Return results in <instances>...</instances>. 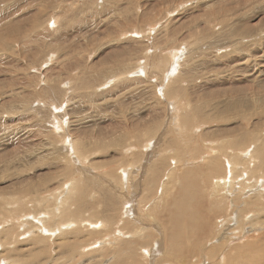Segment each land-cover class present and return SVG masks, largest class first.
Masks as SVG:
<instances>
[{
	"label": "rangeland",
	"instance_id": "374dc122",
	"mask_svg": "<svg viewBox=\"0 0 264 264\" xmlns=\"http://www.w3.org/2000/svg\"><path fill=\"white\" fill-rule=\"evenodd\" d=\"M262 145L264 0H0V264L41 249L28 261L101 263L98 252L59 253L66 233L90 232L87 219L58 220L79 188L101 219L143 226L149 245L135 244L133 264L264 258V153L248 174L238 164L231 174L228 158L210 174L202 161L213 146L211 158L229 147L247 159ZM22 196L18 213L6 201ZM33 229L46 241L32 243Z\"/></svg>",
	"mask_w": 264,
	"mask_h": 264
},
{
	"label": "bare ground",
	"instance_id": "6f19581e",
	"mask_svg": "<svg viewBox=\"0 0 264 264\" xmlns=\"http://www.w3.org/2000/svg\"><path fill=\"white\" fill-rule=\"evenodd\" d=\"M179 107H180V104H179ZM189 116V115H188ZM192 123V122H191ZM191 125V124H190ZM191 127V126H190ZM193 129V128H192ZM197 131V130H196ZM178 135H179V137H183V135H182V131H179L178 132ZM245 135V134H244ZM240 137V136H239ZM226 141V140H225ZM253 142V141H252ZM251 142V143H252ZM229 143H231V141H229L228 142V144ZM213 145V144H212ZM216 145V144H215ZM229 145H231V144H229ZM234 145H238L237 143L236 144H234ZM72 146L74 147V150H75V152H76V155H77V158L79 159V160H82V159H84L85 157H86V155L85 154H83L79 149H78V145L76 144V142L75 141H73L72 142ZM138 146V145H137ZM263 147H264V145H262ZM214 148H212V147H210V148H207L206 149V151H209L210 152V157L209 158H207V160H205L206 159V157L204 156L203 157V160L202 161H207V163H208V161H210V163H212V161L211 160H213V165L212 164H207L206 163V165H212V169H211V172H210V174H213V173H215V171H216V168L218 167V168H222L221 166V163H220V161H221V159L222 158H226L225 160H227V158H228V160H229V164L228 165H230V167H232V169H231V171H230V173L232 174L235 170H238L237 168V166L239 165V166H241L242 167V169H244L245 170V173H249L250 171H251V169L249 170L248 169V166H247V163H248V161H252V162H256L257 161V159H258V155H261V154H263L264 152H263V149H262V147L260 146V147H258V148H256V147H254V146H252L251 147V153H250V155L248 156V158L247 159H243L242 158V156H245L244 155V153L247 151L246 149H240V150H235V149H233V148H226V149H220L221 151H220V153H218L217 155H215V156H217V157H215V156H212V157H215V158H211V152H214V150H215V148L217 147V146H213ZM249 147V146H248ZM246 148V147H245ZM131 150V149H130ZM235 150V151H234ZM250 150V149H249ZM128 151V150H127ZM129 152V151H128ZM216 152H214V154H215ZM247 153V152H246ZM227 155V156H226ZM264 161V160H263ZM204 163V162H203ZM238 164V165H237ZM262 165V164H261ZM224 166V165H223ZM264 166V165H263ZM199 167V166H198ZM208 167V166H207ZM225 169V168H224ZM210 170V169H209ZM171 171V170H170ZM256 171H258L259 172V170H256ZM252 173H254L255 172V170H252L251 171ZM261 172H263L262 174L264 175V171H261ZM260 173V172H259ZM75 178V177H74ZM256 179H257V177H256ZM76 180V179H75ZM236 180V178H233L231 181H235ZM255 183L257 182V180H253ZM76 182V181H75ZM78 184H79V182H78ZM82 185V184H81ZM71 186V185H70ZM72 187V186H71ZM70 187V188H71ZM128 187V186H127ZM254 187V186H253ZM252 187V188H253ZM73 189V188H72ZM165 189V188H164ZM82 190V188H79V189H77V191L76 192H74V193H72V191L70 192L69 190H67V192L69 191L71 194H66L61 200H60V205H61V207H62V209H61V212H60V215H59V217H58V220L60 221V222H65L66 220V222L65 223H71V224H74V225H79V223L81 222V221H84V219H87V221L85 222L86 224H87V229L90 231V232H88V233H85V234H83L82 236H76L75 234H77V231L78 232H80V230H78V227L77 228H75V229H73L74 231H70V233H66V235H68V234H74V235H72V240H69V241H67V242H63V243H61L59 246H58V248L59 249H61L62 251L61 252H59L60 253V255H65L66 257H67V255L69 254V253H71V252H73L74 251V248H76V249H79V248H81L80 249V253H82L83 251V253L82 254H85V255H87V254H90V253H96V252H98V254H100V256L98 257L100 260H102L101 261V263H99V264H102V263H105V262H107L108 261V264H133L132 262H134L133 260H134V257L136 256L137 257V252H139V251H137V250H134V246H135V244H137V245H139V247H138V249L139 248H141L142 249V247H148L147 245H149L148 243H146V242H148L149 240H148V237L147 236H145V235H143V234H141V232H142V230H141V228L143 227L142 225H140V226H142L141 228H140V226H139V224L137 225V227H135L133 230H132V226H130V225H134V223L131 221V220H129V218L128 217H126V215H122L121 213H119V215H118V213H116V215H115V218L114 217H112V216H108V217H105V218H103V219H101L102 217L101 216H97V210L95 209V207L96 208H99V204H97V203H95V201H87V198H86V196L88 195V196H91V192H89V190H88V192H89V194L88 193H86L87 192V190H85L86 192H83L82 194H79L80 192H82L81 191ZM243 189H241V191H242ZM261 190V189H260ZM164 191V190H163ZM240 191V192H241ZM264 191V190H263ZM97 193V192H96ZM164 193V192H163ZM42 194V193H41ZM47 194V193H46ZM79 194V195H78ZM85 194H87L86 196H85ZM95 194V193H94ZM146 194V193H145ZM262 194H263V192H262ZM51 195V194H50ZM58 194H56V195H54L55 197L57 196ZM70 195V196H69ZM93 195V194H92ZM140 195V194H139ZM142 195H143V192H142ZM261 196V193L259 194V193H257L256 192V195H254V197H251V198H249V201H244L242 204L244 205V207H248L249 208V206H250V202L252 201L251 199H254V201H252L251 203H255V202H257L258 200H260L261 201V199H260V196ZM39 196V195H38ZM168 196V195H167ZM26 196H22V197H18V198H15V199H10V200H8V201H6V203L8 204V205H10V207L12 208V210H17L18 211V213L19 212H23L24 210H25V206L27 205V201L25 200V199H27V198H25ZM94 197V196H93ZM96 197V196H95ZM94 197V198H95ZM125 197V196H124ZM141 197V196H140ZM140 197H138V198H140ZM144 197V196H143ZM57 198V197H56ZM86 198V199H85ZM90 198V200H91V198H92V196L91 197H89ZM98 198V197H97ZM120 198V197H119ZM142 198V197H141ZM145 198H147V197H144V199ZM238 198V197H237ZM43 199V198H42ZM54 199V198H53ZM93 199V198H92ZM143 199V198H142ZM142 199L140 200V202H143L144 203V201H142ZM154 199V198H153ZM158 199V198H157ZM239 199V198H238ZM238 199H236V200H238ZM35 199L32 197V201H34ZM56 200V199H55ZM54 200V201H55ZM127 200V199H126ZM147 200V199H146ZM264 199H262V202H264L263 201ZM30 201H31V199H30ZM85 201V204H82V202H84ZM157 201V200H156ZM14 202H17V207H16V209L14 208V207H12L13 205H12V203H14ZM56 202V201H55ZM97 202V201H96ZM99 202V201H98ZM137 202V201H136ZM146 202V201H145ZM120 203V202H119ZM122 203V202H121ZM138 203V202H137ZM142 203V204H143ZM163 203V202H162ZM82 204V205H81ZM123 204V203H122ZM139 204H141V203H139ZM121 205V204H120ZM226 205V204H225ZM144 206V205H143ZM145 206H147V205H145ZM144 206V207H145ZM153 206H156V207H159L160 208V202H159V199H158V202H156ZM123 208H124V206H123ZM93 209H95L96 211H94V213L96 214H94L93 212L91 213V212H89V211H92ZM137 209H139V208H137ZM157 209V208H156ZM131 210V209H130ZM159 210V209H158ZM157 210V211H158ZM251 210V209H250ZM151 211V208H149V210L146 212V213H143L142 212V209H141V213H139V214H142L143 213V215H144V218L145 219H150L151 217H150V213L149 214H147L148 212H150ZM245 210H243V211H241L240 212V214H242V212H244ZM254 210H252V211H248V212H246V213H244V214H250V213H252ZM87 212H89V214H90V216L88 217V218H83L82 216L84 215V213H87ZM137 212H139V211H137ZM100 214V213H99ZM97 216V217H99V222H96V221H94V220H96L95 219V217ZM141 217H142V215H140ZM101 217V218H100ZM124 217V218H123ZM238 218H239V215H238ZM241 218H246V215H242L241 216ZM19 218H18V215L16 216V218H14L13 220H11V221H9L11 224H14L17 220H18ZM138 221V220H137ZM0 222H2V221H0ZM136 222V221H135ZM177 222H179V221H177ZM90 223H95L94 225L93 224H90ZM71 224H68V225H71ZM143 224V223H142ZM130 226V228H131V230H129V231H127V232H124L123 233V231H124V229H125V227L126 226ZM146 225V224H145ZM4 226V225H3ZM135 226V225H134ZM129 228V227H128ZM50 230H51V228H50ZM50 230L48 231V232H50ZM34 231V232H33ZM114 231H116V234L115 235H113L112 234V232H114ZM33 232V234H30V236H29V239L31 240V242L33 243V242H38V243H41L42 242V240H45L46 241V238L47 237H40L38 234H37V232L33 229L32 231H31V233ZM121 234H120V233ZM142 233H144V232H142ZM11 234V233H10ZM9 235V234H8ZM7 235V236H8ZM66 235H63L62 237H65ZM125 235H128V237L129 238H123V239H121V237L120 236H122V237H124ZM83 236H90V238H92L93 237V239H99L98 240V242H95V243H89V241L88 240H86V239H84L83 238ZM62 237H58V240H62ZM170 238V237H169ZM172 238V237H171ZM109 239H111V240H113L114 242H115V244H116V246H114L115 248L114 249H111V245H112V241H109ZM148 240V241H147ZM170 240H172V239H170ZM41 241V242H40ZM48 241V240H47ZM88 243H87V242ZM5 242V241H4ZM4 242L3 241H1L0 243H1V246L2 247H5L6 245V243L4 244ZM143 242V243H142ZM172 242V241H171ZM48 243V242H47ZM97 243V244H96ZM7 244L9 245V243L7 242ZM147 244V245H146ZM56 245V244H55ZM96 245H98V248H96L97 246ZM141 245V246H140ZM10 246V245H9ZM34 247V246H33ZM86 247H88L87 249H86ZM169 247V246H168ZM180 247V246H179ZM192 247H195V246H193L192 245ZM43 248V247H42ZM113 248V247H112ZM175 248V247H174ZM85 249H86V251H85ZM137 249V248H136ZM147 249V248H146ZM169 249H170V247H169ZM178 249V248H177ZM8 250H9V248H8ZM42 251H39L38 250V252L37 253H40V254H42V252H43V249H41ZM82 250V251H81ZM56 251H57V249H56ZM64 251H66V252H64ZM87 251H89L88 253H87ZM108 251V252H107ZM63 252V253H62ZM167 252H169V251H167ZM37 253H32L30 256H28V255H26V256H24L25 254H23L22 256H21V254H19L18 256H21L20 258H19V261H16L15 259H12L11 257H9V259L12 261V262H14L15 264H33V262H31V261H28L29 259H32L31 257H34V256H36V254ZM172 253H173V251H172ZM214 253H215V251H214V248L212 249V250H208V254L209 255H211V257L213 258V255H214ZM58 254V253H57ZM127 254L129 255L130 254V257H128L127 256ZM142 254V253H141ZM174 254V253H173ZM92 256H93V254H91ZM166 255V254H165ZM169 255V254H168ZM175 255V254H174ZM6 256L8 257V253H6ZM98 256V255H97ZM111 256V257H110ZM130 258L132 261H130L128 258ZM172 257V256H171ZM140 258V257H139ZM144 258V257H143ZM252 259H250V264H264V258H262V257H255V258H253V257H251ZM174 259V258H173ZM222 259H224V258H222ZM245 259V258H244ZM140 260H143V259H140ZM147 260V259H146ZM178 260H179V258H178ZM182 260V259H181ZM239 260H241L240 258L238 259V261L235 263V264H240L239 263ZM61 261H63L62 260V258H61ZM212 261H213V259H212ZM218 261V263H213V264H220V262H222L221 261V259L220 260H217ZM243 261H245V260H243ZM140 262V261H139ZM142 262V261H141ZM143 262H144V260H143ZM142 262V263H143ZM180 263V262H179ZM185 263V262H184ZM54 264H55V261H54ZM67 264V263H66ZM138 264V263H137ZM194 264V263H193Z\"/></svg>",
	"mask_w": 264,
	"mask_h": 264
}]
</instances>
